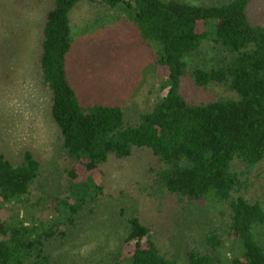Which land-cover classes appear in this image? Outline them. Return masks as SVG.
Returning <instances> with one entry per match:
<instances>
[{"label": "trees", "instance_id": "obj_1", "mask_svg": "<svg viewBox=\"0 0 264 264\" xmlns=\"http://www.w3.org/2000/svg\"><path fill=\"white\" fill-rule=\"evenodd\" d=\"M49 1L38 67L62 153L72 161L69 182L49 200L36 198V153L24 149L16 162L0 152V264H178L137 215L126 218L110 259H56L50 248L52 240L76 239L84 219L97 214L106 193L102 166L138 150L157 160L148 186L158 197L209 205L201 239L186 250L188 264H264V204L241 192L246 173L264 161V23L252 19L256 0ZM85 3L126 13L152 45L159 74L166 72L154 102L135 119L120 105L84 104L69 78L72 12ZM210 52L213 61L204 65L199 58ZM187 79L230 95L192 101L183 93Z\"/></svg>", "mask_w": 264, "mask_h": 264}, {"label": "rangeland", "instance_id": "obj_2", "mask_svg": "<svg viewBox=\"0 0 264 264\" xmlns=\"http://www.w3.org/2000/svg\"><path fill=\"white\" fill-rule=\"evenodd\" d=\"M49 6V0H0V152L20 162L22 150L32 149L42 169L35 196L48 200L50 193H63L68 186L66 171L72 165L62 153L49 113L50 93L39 75L42 29ZM250 13L253 21L264 23V0H256ZM72 25L75 42L68 72L83 103L120 105L129 119L137 118L140 109L154 102L166 74L164 70L160 75L156 68L152 45L126 13L117 14L97 3L77 7L72 12ZM199 59L210 65L212 52ZM183 93L196 102L230 95L224 87H199L189 79ZM157 164L148 150H138L125 159L112 157L102 166L106 193L97 214L84 219L76 239L52 240L53 256H77L81 261L102 254L110 259L121 247L119 234L126 218L137 215L151 226L153 239L163 253L175 255L178 264H188L186 250L201 239L206 222L202 211L210 208L205 201L189 205L169 194L158 197L148 186ZM78 171L84 173L80 166ZM243 186L244 196L264 204V161L246 173ZM100 241L103 243L98 246Z\"/></svg>", "mask_w": 264, "mask_h": 264}]
</instances>
